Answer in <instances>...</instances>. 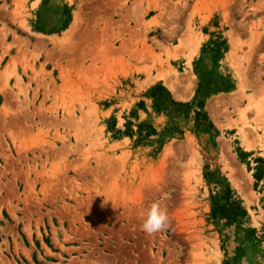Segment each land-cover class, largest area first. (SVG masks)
<instances>
[{"label": "rangeland", "instance_id": "rangeland-1", "mask_svg": "<svg viewBox=\"0 0 264 264\" xmlns=\"http://www.w3.org/2000/svg\"><path fill=\"white\" fill-rule=\"evenodd\" d=\"M0 264H264V0H0Z\"/></svg>", "mask_w": 264, "mask_h": 264}, {"label": "clouds", "instance_id": "clouds-1", "mask_svg": "<svg viewBox=\"0 0 264 264\" xmlns=\"http://www.w3.org/2000/svg\"><path fill=\"white\" fill-rule=\"evenodd\" d=\"M170 225V218L167 210L159 203H153L146 213L142 229L148 235H155L163 232Z\"/></svg>", "mask_w": 264, "mask_h": 264}, {"label": "bare ground", "instance_id": "bare-ground-1", "mask_svg": "<svg viewBox=\"0 0 264 264\" xmlns=\"http://www.w3.org/2000/svg\"><path fill=\"white\" fill-rule=\"evenodd\" d=\"M169 83H171V82H169ZM168 85H169V84H168ZM168 85H167V86H168ZM169 86H170V89H171V84H170ZM175 87H176V86H175ZM172 88L175 90V88H174L173 86H172Z\"/></svg>", "mask_w": 264, "mask_h": 264}]
</instances>
